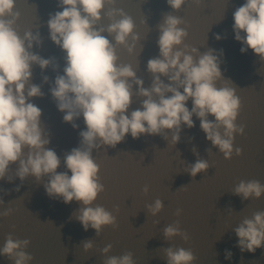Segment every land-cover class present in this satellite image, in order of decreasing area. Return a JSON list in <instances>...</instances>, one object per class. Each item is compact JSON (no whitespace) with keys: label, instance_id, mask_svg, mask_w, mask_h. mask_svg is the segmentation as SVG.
Returning a JSON list of instances; mask_svg holds the SVG:
<instances>
[{"label":"water","instance_id":"obj_1","mask_svg":"<svg viewBox=\"0 0 264 264\" xmlns=\"http://www.w3.org/2000/svg\"><path fill=\"white\" fill-rule=\"evenodd\" d=\"M244 2L201 0L196 4L187 0L174 12L167 0H115L114 4L105 5L97 24V28H107L110 20L104 12L112 8L122 9L132 17L140 39L131 53L124 46L117 47V63L131 64L137 78L143 79L145 88H150L153 82L147 63L159 56L158 25L165 14L182 18L184 23L180 27H187L188 31L184 44L197 48L200 54L210 48L217 52L223 50L220 66L223 77L232 82L241 100L236 123L243 125L245 131L243 135H235L234 148H241L242 155L233 154L231 160H225L219 149L206 139L195 116V127H182L180 141L175 145L171 144L169 133V140L146 135L133 139L128 135L115 148L93 149L105 187L93 207L100 205L113 212L118 223L117 229L105 227L99 236L91 228L84 231L75 219L74 213L81 206L78 202L65 204L60 199L49 198L43 187L46 177L37 182L29 176L22 182L15 174L18 164H12L5 178L0 180V214L12 209L10 215H0V248L11 234L14 239L30 240L25 251L34 259L29 264H104L107 257L101 250L108 244L113 246L108 256L131 252L135 264H167L163 249L168 247L191 249L196 256L194 264H264V248L255 253H241L233 231L244 218L264 211V195L243 200L232 191L241 180H257L264 185V61L251 50L242 54V45L234 39L232 29L233 12ZM60 10L58 0H15L13 9L20 13L14 28L21 37L26 31L39 34L40 43L34 42L30 51L51 60L44 70L37 64L32 65L30 83L40 86L43 96L32 98L30 102L41 109V126L50 135L47 147L61 158L57 171L63 172L66 171L65 152L80 146L79 133L86 129L82 116L74 121L78 125L76 129L63 122L65 113L58 110L50 90L56 77L64 75L66 66V53L51 41L47 25L50 14ZM216 34L222 39L217 41ZM102 35L115 44L107 31ZM161 79L168 82L166 77ZM219 86H223V82H218ZM136 92L133 85L129 114L140 108L144 99ZM187 106L191 109V101ZM194 147L198 156L192 151ZM198 158L207 160L210 167L193 179L185 168ZM145 185L149 186L146 195L142 191ZM182 186L186 189H180ZM157 198L162 200L164 208L153 217L146 205ZM117 206L119 213L114 211ZM178 208L182 209L180 217L175 215ZM177 219L181 230L189 235L187 242L179 236L172 240L164 238L163 229ZM88 240L93 242V248L85 252L83 242ZM226 249L233 253L231 260L225 259ZM0 264L14 262L0 256Z\"/></svg>","mask_w":264,"mask_h":264},{"label":"clouds","instance_id":"obj_2","mask_svg":"<svg viewBox=\"0 0 264 264\" xmlns=\"http://www.w3.org/2000/svg\"><path fill=\"white\" fill-rule=\"evenodd\" d=\"M186 2L167 0V5L178 12ZM193 2L199 4L201 0ZM114 3L115 0H58L62 10L50 14L47 21L51 41L66 53L64 75L56 77L50 89L52 97L58 110L65 113L64 123L76 129L78 125L74 121L82 116L86 129L79 133L80 146L63 156L66 171L58 172L61 158L47 147L50 135L41 126V109L30 102L32 98L43 96L40 86L30 83L32 65L37 64L44 70L51 60L30 51L34 42L40 43L38 33L33 35L26 31L21 37L15 30L14 24L20 15L13 11L15 0H0V180L5 178L12 164H18L15 174L22 182L29 176L37 182L46 177L43 187L47 196L65 204L78 202L81 206L74 213L75 219L84 231L91 228L97 236L105 227L117 229L118 223L113 212L100 205L93 207L105 191L93 149L115 148L128 135L133 139L146 135L169 140L170 133V142L175 145L180 141L182 127H195V116L206 139L219 149L225 160H231L233 154L242 155L241 148H234V138L245 131L243 125L236 123L241 109L240 97L221 71L223 50L217 52L210 48L200 54L197 48L184 44L188 31L187 27H180L184 23L182 18L165 14L158 25L159 56L147 63L153 82L150 88H145L143 79L137 78L131 64L117 63V47L124 46L131 53L140 39L132 17L122 9L112 8L104 12L110 20L107 28H97L105 5ZM233 21L234 39L241 43V53L251 50L264 61V0H245L233 12ZM105 31L113 36L115 44L102 35ZM215 39L219 41L222 36L216 34ZM44 82H48L47 76ZM218 82H223V86L218 87ZM133 85L136 94L144 99L140 108L129 114ZM189 101L191 109L187 106ZM192 151L198 156L195 147ZM209 167L207 160L198 158L185 171L194 179L206 173ZM142 191L146 195L149 186L145 185ZM232 191L243 200L259 199L264 195V185L257 180H241ZM146 207L155 217L164 204L157 198ZM114 211L119 213V207ZM11 212L12 209H8L0 215L8 216ZM181 214L182 209L178 208L175 215L180 217ZM233 231L241 253H255L264 248V211L244 218ZM163 235L166 240L177 236L185 242L189 240L188 233L181 230L179 219L166 226ZM29 244L30 240L14 239L9 234L0 248V256L14 264H29L34 259L25 251ZM112 247L108 244L101 250L107 257L104 264H135L131 252L108 256ZM92 248L91 240L83 242L85 252ZM163 252L167 264H194L196 260L193 251L183 247H168ZM232 256L226 249L225 259L231 260Z\"/></svg>","mask_w":264,"mask_h":264}]
</instances>
